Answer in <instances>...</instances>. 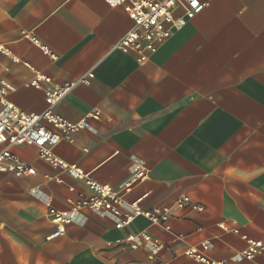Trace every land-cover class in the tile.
I'll return each instance as SVG.
<instances>
[{
  "label": "crops",
  "instance_id": "obj_1",
  "mask_svg": "<svg viewBox=\"0 0 264 264\" xmlns=\"http://www.w3.org/2000/svg\"><path fill=\"white\" fill-rule=\"evenodd\" d=\"M200 1V13L154 51L140 52L113 48L132 25L119 5L0 0V97L37 113L44 95L31 79L74 82L55 110L71 121L92 109L101 115L55 153L115 187L144 168L122 210L133 214L128 203L147 193L140 209L167 207L171 227L143 214L116 227L108 214L75 209L77 193L89 192L84 180L41 159L36 147L19 145L12 150L35 173L0 172V264H202L183 251L204 242L210 258L264 264V251L233 260L247 244L242 235L264 241V0ZM181 195L202 209L178 207ZM49 207L72 215L50 239ZM142 232L163 243L152 259Z\"/></svg>",
  "mask_w": 264,
  "mask_h": 264
},
{
  "label": "built area",
  "instance_id": "obj_2",
  "mask_svg": "<svg viewBox=\"0 0 264 264\" xmlns=\"http://www.w3.org/2000/svg\"><path fill=\"white\" fill-rule=\"evenodd\" d=\"M110 5H119L127 13L132 22L131 27L115 42L114 49L137 51H154L157 46L169 37L173 29H178L200 13L204 3L200 0H105ZM182 8V14L175 15L176 8ZM23 36L29 39L41 51L56 59V54L46 44H43L31 31H23ZM139 60H144L145 55L139 54ZM91 77L92 73L87 72ZM80 80H84L81 78ZM74 82L55 84L51 78L39 74L29 81V85L41 89L44 95L45 106L42 111L29 113L21 110L9 100L0 97V172H10L15 175H31L35 169L21 159L12 149L19 145H31L37 148L38 156L47 161L55 168L71 173L74 177L83 179L88 188V193L78 192L74 200V208H88L94 211L108 214L115 219V226L126 224L134 214H143L154 224L170 231L167 223L169 209L166 207H153L142 211L139 203L147 196L143 193L130 201L133 214H126L122 208L126 204L125 194L145 179L144 168H135L131 175L120 184L119 187L108 183H101L85 173L76 163L65 161L54 151V147L62 140L70 141L73 134L86 128L89 119H98L101 115L99 109H92L86 116L77 121H71L59 114L55 107L57 103L72 89ZM72 189V188H70ZM190 204L193 209L201 210L202 206L190 201L187 195H181L176 205L182 207ZM55 229L48 238L58 236L64 232V226L72 220V215L57 211L53 207L48 209ZM228 229V227L224 228ZM238 232V228H232ZM146 242L150 244L149 258L157 253L163 243L153 239L146 233H140ZM181 237V234L176 235ZM246 240V246L233 256L235 261H249L264 251V241L249 238L242 235ZM130 236L129 239H132ZM208 247L206 242L201 244V250ZM199 250L196 246L184 249L183 253L195 258L202 264H230L227 260L213 259Z\"/></svg>",
  "mask_w": 264,
  "mask_h": 264
}]
</instances>
